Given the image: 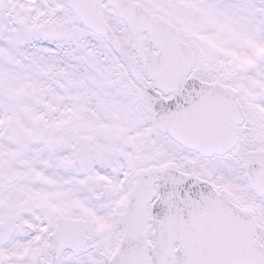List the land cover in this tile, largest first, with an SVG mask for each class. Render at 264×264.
I'll list each match as a JSON object with an SVG mask.
<instances>
[{"label": "snow or ice", "instance_id": "snow-or-ice-1", "mask_svg": "<svg viewBox=\"0 0 264 264\" xmlns=\"http://www.w3.org/2000/svg\"><path fill=\"white\" fill-rule=\"evenodd\" d=\"M0 264H264V0H0Z\"/></svg>", "mask_w": 264, "mask_h": 264}]
</instances>
